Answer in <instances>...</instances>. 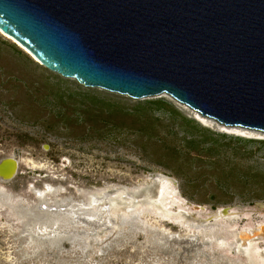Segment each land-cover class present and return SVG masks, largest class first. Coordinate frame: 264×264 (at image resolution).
I'll list each match as a JSON object with an SVG mask.
<instances>
[{"label":"rangeland","instance_id":"obj_1","mask_svg":"<svg viewBox=\"0 0 264 264\" xmlns=\"http://www.w3.org/2000/svg\"><path fill=\"white\" fill-rule=\"evenodd\" d=\"M29 53L0 30V161H21L14 178H0L6 193L21 198L20 205L0 209V264H208L214 257L205 242L198 243L194 227L149 213L140 217L144 233L120 226V240L108 236L84 249L72 240L90 228L73 223L58 227L61 236L54 240H33L16 220L39 201L31 185L51 184L53 201L73 200L80 211L85 192L132 188L165 174L194 205L256 208L253 216L259 214L264 131L221 123L169 94L137 99L86 87ZM55 208L63 212L66 206Z\"/></svg>","mask_w":264,"mask_h":264},{"label":"water","instance_id":"obj_2","mask_svg":"<svg viewBox=\"0 0 264 264\" xmlns=\"http://www.w3.org/2000/svg\"><path fill=\"white\" fill-rule=\"evenodd\" d=\"M0 29L86 87L264 131V0H0Z\"/></svg>","mask_w":264,"mask_h":264},{"label":"bare ground","instance_id":"obj_3","mask_svg":"<svg viewBox=\"0 0 264 264\" xmlns=\"http://www.w3.org/2000/svg\"><path fill=\"white\" fill-rule=\"evenodd\" d=\"M37 61L40 62L38 59ZM9 158L14 159L6 158L0 161V164L2 163L0 178L3 181L12 179L17 169L16 158L13 156ZM18 162L20 165L21 161L18 160ZM37 167L44 169L42 165L34 166V169L37 170ZM59 189L63 190V187ZM30 190L39 201L29 207V215L21 216L18 211L20 217L15 219L19 224L26 226L33 240L37 238L40 241L50 238L54 240L61 236L58 227L70 226L73 223L90 228L83 238L72 240L73 244L84 249L92 242L95 243V240L99 243L108 236H114V241L120 240L125 236L124 229H121L120 225L130 224L128 228L133 234L144 233L145 225L140 221V217L149 213L170 224L198 227V243L199 240L201 243L205 242L206 245L203 248L214 254V257L208 259V264H264V211H259L255 217L253 212L256 210L253 209L236 207L214 211L209 208L193 207L180 196L181 194L179 195L175 179L165 174H157L148 184L141 183L132 188L109 186L85 192V202L82 204L85 207L80 211L72 208L73 200L53 201L49 196L57 190L49 183H46L43 188H34L31 185ZM46 194L49 195L46 196ZM17 204H21V198L11 196L5 192L3 186H0V209L14 208ZM56 206H66V208L63 212H59ZM53 211L55 213L51 214ZM132 212H140L141 216L132 218L133 220L127 224L119 225L122 218L130 216ZM243 219L247 220L243 222L244 225ZM61 220H64L63 223H60ZM110 245L111 243H108L107 248ZM201 251L206 253L205 249H196L197 253Z\"/></svg>","mask_w":264,"mask_h":264},{"label":"trees","instance_id":"obj_4","mask_svg":"<svg viewBox=\"0 0 264 264\" xmlns=\"http://www.w3.org/2000/svg\"><path fill=\"white\" fill-rule=\"evenodd\" d=\"M155 104L158 106H161L163 103H162V101H157V102H155Z\"/></svg>","mask_w":264,"mask_h":264},{"label":"clouds","instance_id":"obj_5","mask_svg":"<svg viewBox=\"0 0 264 264\" xmlns=\"http://www.w3.org/2000/svg\"><path fill=\"white\" fill-rule=\"evenodd\" d=\"M17 42V41H16ZM18 43V42H17ZM30 54V53H29Z\"/></svg>","mask_w":264,"mask_h":264},{"label":"flooded vegetation","instance_id":"obj_6","mask_svg":"<svg viewBox=\"0 0 264 264\" xmlns=\"http://www.w3.org/2000/svg\"><path fill=\"white\" fill-rule=\"evenodd\" d=\"M60 236V235H59Z\"/></svg>","mask_w":264,"mask_h":264}]
</instances>
